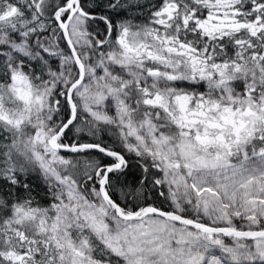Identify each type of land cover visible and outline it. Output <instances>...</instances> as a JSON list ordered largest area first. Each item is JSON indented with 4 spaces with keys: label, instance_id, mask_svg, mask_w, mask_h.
<instances>
[{
    "label": "snow or ice",
    "instance_id": "6c2138e0",
    "mask_svg": "<svg viewBox=\"0 0 264 264\" xmlns=\"http://www.w3.org/2000/svg\"><path fill=\"white\" fill-rule=\"evenodd\" d=\"M0 264H264V0H0Z\"/></svg>",
    "mask_w": 264,
    "mask_h": 264
}]
</instances>
